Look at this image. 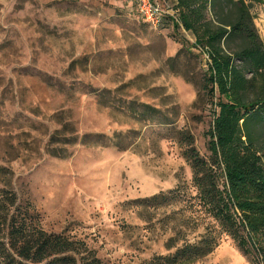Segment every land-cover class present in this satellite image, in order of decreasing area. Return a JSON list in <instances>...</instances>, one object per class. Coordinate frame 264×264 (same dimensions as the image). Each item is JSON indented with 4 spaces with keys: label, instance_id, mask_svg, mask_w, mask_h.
Returning <instances> with one entry per match:
<instances>
[{
    "label": "rangeland",
    "instance_id": "rangeland-1",
    "mask_svg": "<svg viewBox=\"0 0 264 264\" xmlns=\"http://www.w3.org/2000/svg\"><path fill=\"white\" fill-rule=\"evenodd\" d=\"M154 1L175 14L172 0ZM224 3L206 19L224 20ZM249 12L264 47V0ZM173 23L150 28L130 0H0V188L98 264L167 256L207 227L165 196H194L184 153L212 163L217 101L203 89L207 55ZM252 131L264 141V123ZM244 247L223 234L193 264H264V234Z\"/></svg>",
    "mask_w": 264,
    "mask_h": 264
},
{
    "label": "trees",
    "instance_id": "trees-1",
    "mask_svg": "<svg viewBox=\"0 0 264 264\" xmlns=\"http://www.w3.org/2000/svg\"><path fill=\"white\" fill-rule=\"evenodd\" d=\"M172 1L175 19L167 20L191 33L196 47L207 55L203 89L210 97L216 93L217 101L209 130L212 163L191 146L184 153L194 196L181 187L165 196L181 200L189 216L202 214L208 223L191 240H179V246L172 242V254L142 264H193L212 253L223 234L240 249L245 248L244 236L251 239L264 234V141L252 131V126L264 123V47L249 12L251 3L262 4V0H225L224 7H231L232 12L224 20L216 19V24L205 17L207 9L214 11L216 0ZM233 40L240 42L235 52L229 47ZM253 89L256 95L246 100ZM220 178L222 189L217 183ZM28 209L17 206L15 195L0 188V264H98L83 243L44 232L38 216Z\"/></svg>",
    "mask_w": 264,
    "mask_h": 264
},
{
    "label": "built area",
    "instance_id": "built-area-1",
    "mask_svg": "<svg viewBox=\"0 0 264 264\" xmlns=\"http://www.w3.org/2000/svg\"><path fill=\"white\" fill-rule=\"evenodd\" d=\"M135 5L136 11L142 22L152 29H158L168 18H174V14L154 0H130Z\"/></svg>",
    "mask_w": 264,
    "mask_h": 264
},
{
    "label": "crops",
    "instance_id": "crops-1",
    "mask_svg": "<svg viewBox=\"0 0 264 264\" xmlns=\"http://www.w3.org/2000/svg\"><path fill=\"white\" fill-rule=\"evenodd\" d=\"M134 7H135V5L134 4H132Z\"/></svg>",
    "mask_w": 264,
    "mask_h": 264
}]
</instances>
